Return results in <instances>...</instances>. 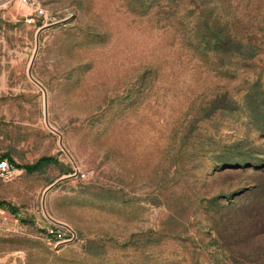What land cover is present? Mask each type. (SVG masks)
Returning a JSON list of instances; mask_svg holds the SVG:
<instances>
[{
  "label": "rangeland",
  "instance_id": "rangeland-1",
  "mask_svg": "<svg viewBox=\"0 0 264 264\" xmlns=\"http://www.w3.org/2000/svg\"><path fill=\"white\" fill-rule=\"evenodd\" d=\"M38 2L0 4V148L56 160L0 187L6 264H264V0Z\"/></svg>",
  "mask_w": 264,
  "mask_h": 264
},
{
  "label": "built area",
  "instance_id": "built-area-1",
  "mask_svg": "<svg viewBox=\"0 0 264 264\" xmlns=\"http://www.w3.org/2000/svg\"><path fill=\"white\" fill-rule=\"evenodd\" d=\"M8 2L17 1L20 4L33 7V13L35 15L43 14L41 6L38 0H7ZM25 21L27 23L33 22V19L29 17V14L25 15ZM13 168L12 165L5 158H0V178L3 180H9L12 177ZM71 233V231L68 230Z\"/></svg>",
  "mask_w": 264,
  "mask_h": 264
},
{
  "label": "trees",
  "instance_id": "trees-1",
  "mask_svg": "<svg viewBox=\"0 0 264 264\" xmlns=\"http://www.w3.org/2000/svg\"><path fill=\"white\" fill-rule=\"evenodd\" d=\"M0 157L7 158L8 162L11 165H14L17 168H23L26 172H32L39 170L42 165L48 164V163H55L56 160L53 157L49 156H41L38 158L35 162L30 164H24V165H18L16 164L11 157H9L7 154L0 155ZM0 207H7V204L3 201H0ZM11 208V207H10ZM12 209V208H11ZM13 210V209H12ZM21 221V220H20Z\"/></svg>",
  "mask_w": 264,
  "mask_h": 264
},
{
  "label": "crops",
  "instance_id": "crops-1",
  "mask_svg": "<svg viewBox=\"0 0 264 264\" xmlns=\"http://www.w3.org/2000/svg\"><path fill=\"white\" fill-rule=\"evenodd\" d=\"M10 2H8L7 0H0V4H1V6H3V7H5V8H7V5L9 4ZM3 154H7L9 157H11V155L7 152V150H6V148H3V149H1L0 148V155H3ZM0 158H5V157H0ZM12 158V157H11ZM5 159H7V158H5ZM12 168H13V172L12 173H14V166L12 165ZM11 182H10V179L9 180H3V179H0V187H5L6 185H9ZM3 199H5V198H3ZM2 199H0V201H1ZM6 208V207H5ZM16 218H18V214L17 213H15V214H13ZM12 216V215H11ZM0 264H6V257L5 256H3V257H1L0 256Z\"/></svg>",
  "mask_w": 264,
  "mask_h": 264
}]
</instances>
